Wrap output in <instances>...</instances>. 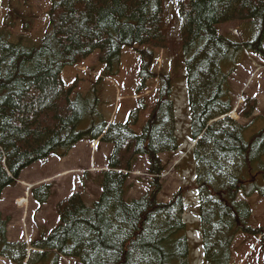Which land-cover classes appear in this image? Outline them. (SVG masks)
Listing matches in <instances>:
<instances>
[{
    "label": "trees",
    "instance_id": "trees-1",
    "mask_svg": "<svg viewBox=\"0 0 264 264\" xmlns=\"http://www.w3.org/2000/svg\"><path fill=\"white\" fill-rule=\"evenodd\" d=\"M49 1V23L38 45L13 43L9 32L0 31V203L23 171L52 155L67 156L107 127L94 90L73 99L78 83L66 87V67L98 53L106 73L115 76L124 48L146 47L140 51L141 90L158 78L159 98L141 134L131 129L137 110L127 124L110 126L103 141L114 149L109 170L100 175V198L92 207L80 193L62 199L56 207L60 225L32 242L27 264H60L61 256L80 264H193L184 221L192 191L199 199L204 264H231L240 234L262 236L264 248V229L249 225L251 205L239 200L240 194L264 198V117L254 125V95H245L236 109L231 84L247 53L264 62V0ZM172 2L178 20L169 18ZM241 22L250 25L251 39L248 30L246 40L219 32L223 24ZM155 50L171 59L168 74L152 71ZM180 84L187 88L189 133L196 141L182 169L194 165L196 179L166 203L159 198L167 169L160 156L181 144L175 100ZM235 109L238 121L228 116ZM253 128L259 130L251 134ZM142 158L152 190L128 200V182ZM51 194V185L33 190L41 205ZM10 222L0 211V258L25 264L27 245L9 241Z\"/></svg>",
    "mask_w": 264,
    "mask_h": 264
},
{
    "label": "rangeland",
    "instance_id": "rangeland-1",
    "mask_svg": "<svg viewBox=\"0 0 264 264\" xmlns=\"http://www.w3.org/2000/svg\"><path fill=\"white\" fill-rule=\"evenodd\" d=\"M171 5L169 6V18L178 20L177 5L176 8ZM50 8L49 0H0V31L9 32L13 43L21 41L25 46H36L43 39L48 26ZM247 30L249 39H251L250 25L247 22L219 26V32L222 35L235 36L239 40L248 39L245 35ZM145 49L147 48L142 46L124 48L119 72L115 76L106 73L105 67L97 59L98 53H94L82 64L66 67L62 74L64 83L67 88L78 83L73 99L78 94L85 98L94 90L95 96L99 99L98 111L108 125L110 123L127 124L130 122L132 113L137 110L139 112L138 121L135 126H131V129L141 134L159 98L158 79L148 81L146 89L141 90L140 51ZM155 54L156 60L152 71L158 75L168 74L172 63L167 52L155 50ZM231 84L236 105L240 104L245 95H254L258 98V108L253 118H258L254 125H260L264 117V62L258 56L247 53L245 61L232 76ZM175 100L181 147L173 154L161 155L167 169L161 178L162 192L159 198L166 203L171 201L184 185L195 180L192 175L194 165H191V168L182 169L184 160L190 157L195 147V142L189 133V119L191 118L185 84L178 85ZM142 106H145L144 110L140 109ZM250 121L251 119H247L239 122L248 124ZM258 130L253 128L251 134ZM98 146L92 150L90 143L83 142L72 150L68 159L51 157L46 161L36 163L24 172L19 183L5 191L0 210L12 220L8 226V238L11 242H25L31 253L32 248L29 247L31 243L44 233H50L59 224L55 206L60 199L74 193H81L88 206H92L99 199L102 190L98 171L107 168L113 146L103 142ZM92 160L95 165L91 164ZM147 171L148 161L142 158L134 167V172L129 179L128 200L140 199L152 190L151 179ZM24 182L35 185L34 188L42 184H50L52 196L49 201L40 206L39 201L32 196L30 191L29 202H26L24 207L22 204L18 205L19 200L23 199L27 191ZM239 200L251 205L252 217L249 225L254 230L264 229V198L257 194L250 198L240 194ZM185 202L188 208L184 220L193 228L190 233L193 264H204V250L200 245L201 226H199V237L195 232L199 221L198 196L195 192H190ZM261 239L262 236L245 234L237 236L233 246L231 264H264V248ZM0 264L13 263L9 259L0 258ZM60 264L80 263L72 258L61 257Z\"/></svg>",
    "mask_w": 264,
    "mask_h": 264
}]
</instances>
